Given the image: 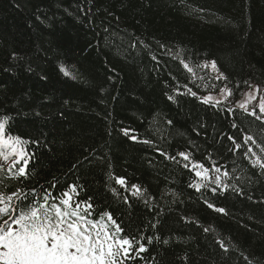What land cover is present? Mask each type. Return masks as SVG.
<instances>
[{"label":"trees","instance_id":"trees-1","mask_svg":"<svg viewBox=\"0 0 264 264\" xmlns=\"http://www.w3.org/2000/svg\"><path fill=\"white\" fill-rule=\"evenodd\" d=\"M137 41L148 47L130 48ZM262 97L264 0H0V115L13 117L6 136L22 138L15 152L0 144V191L82 185L74 199L91 197L90 220L110 212L147 249L124 264H264V169L227 139L251 135L264 159V120L239 106L264 117L251 105ZM21 155L29 179L12 175L21 164L8 171ZM217 177L228 191L212 192Z\"/></svg>","mask_w":264,"mask_h":264},{"label":"snow or ice","instance_id":"snow-or-ice-1","mask_svg":"<svg viewBox=\"0 0 264 264\" xmlns=\"http://www.w3.org/2000/svg\"><path fill=\"white\" fill-rule=\"evenodd\" d=\"M138 44L143 45L145 48L148 47V45L143 44V41H137L130 44V48L135 49ZM159 46L165 48L163 44ZM152 59L155 61L157 57L153 55ZM181 64L188 72L195 75L193 68L189 67L185 61L181 60ZM210 65L217 72L216 80L227 79L217 69L215 61H211ZM208 66L209 64L203 65L205 68ZM197 67H200V65H197ZM65 74L68 73L65 72ZM43 78L46 79V77ZM200 79L204 78L200 77ZM245 83L256 92L261 90L258 85H253L247 81ZM185 87L187 86L185 85ZM225 90L226 86L220 91L223 93ZM176 92L180 94L179 89H176ZM227 92L228 95L232 94L230 89H227ZM188 94L197 96V93L192 92L191 89L188 90ZM248 95L255 98L251 92ZM168 99L173 100L174 98L169 96ZM213 100L214 97L209 94L203 97L201 102L210 104ZM262 101H264V97H262ZM216 103H219V101ZM239 106L244 108L249 116H253L257 120H264V117L258 115L255 109L248 112L244 104ZM258 107L260 113H264V102H261ZM229 112H231V109H229ZM12 119L13 117L10 115H0V144H5V140H7L8 143L5 146L15 152L11 142L21 143L22 138L19 136L14 138L6 136V126ZM168 123L171 124V121H168ZM232 127L237 128L238 125L234 122ZM121 131L124 135H129L127 129H121ZM130 139L136 141L137 137L130 136ZM227 139L232 144L230 151L235 152L244 148L243 156L251 160L253 167L259 165L261 169H264V159L253 152L252 147L249 146L250 141L252 144L256 143L251 135L243 134L241 142H237L233 136H228ZM144 143L150 142L144 141ZM260 151L264 152V147H261ZM161 154L166 158L176 160L175 156L168 157L167 153ZM177 155L185 161L190 159L187 152H179ZM252 157H255V159L252 160ZM85 159L87 160L88 157H85ZM16 164H21V166L12 173V168ZM27 164L28 159L21 155L20 160L15 161L8 171L17 179L21 177L29 179ZM183 166L188 168L189 165L185 163ZM199 166L200 168L204 167L202 164ZM0 170H2V166H0ZM214 170L217 173L221 172L220 167L214 166ZM196 175L200 176L201 173L197 171ZM223 175L227 176L228 172L224 171ZM116 182L125 188V191L129 190L125 178H117ZM211 182L217 185V187L212 188L213 193H216L218 188L223 189L225 192L230 188V185L223 184L219 177L212 179ZM55 187L56 183L49 184V189H55ZM131 188L135 189L131 193L132 195L142 196L138 185H132ZM82 190V185L73 183L67 185L65 190L57 195H53L52 191L43 189V187L41 192H38L34 187L27 191L24 188H19L8 195L0 191V264H124L126 259L134 258L133 254L147 250L144 244L140 243L135 237L121 235L124 230L113 219L110 212L103 213L98 220H90L89 217L94 209L91 197L87 200L74 199V197L79 196ZM233 190L239 194L243 192L242 189ZM112 191L115 195H120L115 189ZM123 199L126 204L129 203L127 196ZM205 203L208 204L209 208L227 214L224 208H215V205L207 201ZM158 223L159 221L152 223L151 228L155 229ZM204 231L208 232L209 229L204 228ZM151 241L152 237H147V242L151 243ZM163 243L167 244L168 241L164 240ZM217 243L227 256L230 252L229 245L223 240ZM244 259L247 260L248 258L244 257Z\"/></svg>","mask_w":264,"mask_h":264},{"label":"rangeland","instance_id":"rangeland-1","mask_svg":"<svg viewBox=\"0 0 264 264\" xmlns=\"http://www.w3.org/2000/svg\"><path fill=\"white\" fill-rule=\"evenodd\" d=\"M226 98H227V93H223L222 95H220L216 99L218 101L222 102V101L226 100ZM250 99H251V97H248V100H250ZM251 105L254 106V107H258L259 103H253L252 102ZM245 107L247 108V106H245ZM0 162H1V160H0Z\"/></svg>","mask_w":264,"mask_h":264}]
</instances>
